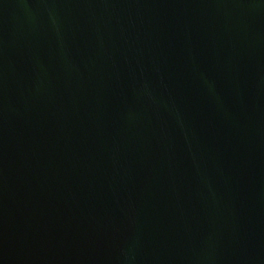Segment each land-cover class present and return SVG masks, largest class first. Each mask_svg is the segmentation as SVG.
Masks as SVG:
<instances>
[{"label": "water", "instance_id": "95a60500", "mask_svg": "<svg viewBox=\"0 0 264 264\" xmlns=\"http://www.w3.org/2000/svg\"><path fill=\"white\" fill-rule=\"evenodd\" d=\"M0 264H264V0H0Z\"/></svg>", "mask_w": 264, "mask_h": 264}]
</instances>
